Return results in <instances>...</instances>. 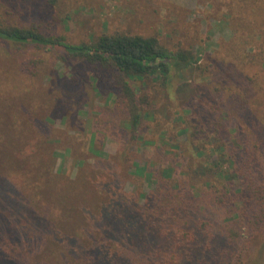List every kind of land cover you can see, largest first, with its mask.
I'll use <instances>...</instances> for the list:
<instances>
[{
    "label": "rangeland",
    "instance_id": "1",
    "mask_svg": "<svg viewBox=\"0 0 264 264\" xmlns=\"http://www.w3.org/2000/svg\"><path fill=\"white\" fill-rule=\"evenodd\" d=\"M0 24L38 25L71 43L103 33L155 35L190 49L199 65L174 70L169 86L154 81L149 113L134 128L96 68L57 46L0 37V161L8 168H0V224L19 231L15 264H36L62 237L57 228L95 235L103 210L117 201L144 205L150 194L156 203V179L170 209L228 215L238 208L241 181L231 183V172L221 177L228 167L220 170V157L229 152L224 143L264 123V0H0Z\"/></svg>",
    "mask_w": 264,
    "mask_h": 264
},
{
    "label": "trees",
    "instance_id": "2",
    "mask_svg": "<svg viewBox=\"0 0 264 264\" xmlns=\"http://www.w3.org/2000/svg\"><path fill=\"white\" fill-rule=\"evenodd\" d=\"M0 37L22 44L57 46L96 68L102 80L118 93L117 99L122 101L124 109L131 112L134 128L141 124L142 115L149 113L150 85L157 81L169 86L174 70L194 69L198 62L190 49L169 47L155 35L103 33L89 42L71 43L62 37L46 35L38 25L0 24ZM188 85V80L182 81L179 87L183 90ZM223 145L229 152L221 154V169L214 166L211 170L217 174L224 162L228 168L221 177L227 178L231 172V183L241 181L237 189L240 205L233 212L205 215L177 207L170 209L163 204L167 191L162 197L159 195L164 184L156 179L153 183L155 186L157 183V188L151 192L157 195L156 203L147 200L150 194L144 205L115 202L103 210V227L94 231L95 235L57 228L56 233L62 237L54 238L53 246L47 245L46 256L43 254L36 264H140L135 258L141 255L144 264H264V123H259L255 135ZM214 147L216 151L222 148ZM201 153L197 152L198 156ZM5 165L0 161L3 171L8 169ZM145 168L139 167L143 171ZM206 168L210 169V164ZM171 170L167 169L162 179H167ZM39 171L38 175H43L45 167H39ZM181 193L183 197L190 196L185 188ZM217 199L219 204H224L223 195ZM117 205L119 209L115 211ZM18 235L19 231L14 234L0 224V264H15L11 255L17 247L13 240ZM63 237L67 238L66 246H61ZM115 239L120 241L119 247L112 246ZM42 257L50 259L40 262L45 260Z\"/></svg>",
    "mask_w": 264,
    "mask_h": 264
}]
</instances>
